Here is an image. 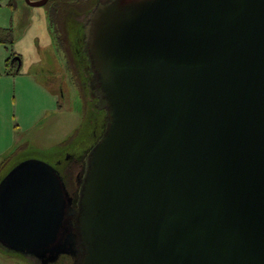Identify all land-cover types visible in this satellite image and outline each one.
<instances>
[{"label":"water","instance_id":"95a60500","mask_svg":"<svg viewBox=\"0 0 264 264\" xmlns=\"http://www.w3.org/2000/svg\"><path fill=\"white\" fill-rule=\"evenodd\" d=\"M85 34L109 119L78 209L55 164L23 159L0 244L50 264L79 233L80 264H264V0L100 2Z\"/></svg>","mask_w":264,"mask_h":264},{"label":"rangeland","instance_id":"374dc122","mask_svg":"<svg viewBox=\"0 0 264 264\" xmlns=\"http://www.w3.org/2000/svg\"><path fill=\"white\" fill-rule=\"evenodd\" d=\"M111 1L74 0V7L66 8L68 41L76 64L73 68L58 40L57 28L54 30L49 6H32L26 0H0V27L10 29L13 39L0 43V59L7 60L8 54L21 55L23 62L20 77L12 80L7 100L3 102L0 98V111L5 112L7 107L11 117H19L27 125L24 131H16L17 140L22 143L14 150H10L8 132L0 131V151L9 149L0 153V180L15 163L26 158H39L51 164L65 160L63 171L72 182L79 172L85 176L88 156L105 133L109 119L108 110L98 107L97 77L85 51V27L93 7ZM16 52L18 54H14ZM0 64L3 69V62ZM45 89L55 90L50 92L59 96V91H63L62 107H54L51 93ZM45 106L55 109L49 110L47 116L41 115L47 117L42 123L33 125L37 112ZM70 154L74 155V160H68ZM0 264L42 263L32 255L11 251L0 244ZM55 264H74V261L61 257Z\"/></svg>","mask_w":264,"mask_h":264},{"label":"crops","instance_id":"0c3cea01","mask_svg":"<svg viewBox=\"0 0 264 264\" xmlns=\"http://www.w3.org/2000/svg\"><path fill=\"white\" fill-rule=\"evenodd\" d=\"M1 29H7V28H2L0 27ZM8 52V47L5 48ZM8 57H10V55L8 54L7 55ZM18 56V55H17ZM21 57V55H20ZM15 59V58H14ZM1 61L0 62H3V69L1 67L0 69V86H2V90L0 92V98H3V100H7L5 97H7L6 95H9V91L10 90V87H11V84H12V80L15 81V79L17 78V76L20 77V73L21 72V67L23 65V62L22 61H18L16 60V62L12 61L10 62V65H5L4 66V61H6V59H0ZM6 63V62H5ZM1 65V64H0ZM27 75H24L22 77H27ZM10 84H9V82ZM37 85L40 86V88H42V85L39 84L38 82H35ZM45 91H55V90H52V89H45ZM51 93V92H50ZM60 93V96L57 95V94H53L51 93L50 97H51V101H53L55 104L54 107L57 109V108H60L62 107V104H60L61 100H60V97L62 98L63 96V91H59ZM16 99H17V96H16ZM14 99V101L16 100ZM4 102V101H3ZM5 105V103H4ZM55 108H51V107H43L42 108V111L39 113L37 112L38 114L36 115V117L32 120V124L33 125H38L40 123H42L45 119H47V117L43 118L41 117V115H44V116H47L48 114V111L51 110V112L53 111V109ZM32 125V126H33ZM44 125H46V122L44 123ZM34 126V127H35ZM24 128H27V125L25 126L24 122L22 119H20L19 117H16V116H12L9 115V112L7 111V107H5V112H2L0 111V131H6L8 132L9 136H10V142L12 143V147H10L11 149L10 150H14L16 146H18L19 144H21L22 142L21 141H18L17 140V132L16 131H24ZM31 128V127H30ZM29 128V129H30ZM33 128V127H32ZM28 130V129H27ZM30 144V143H29ZM6 150H9V149H6ZM6 150L4 151H0V153H5L7 152Z\"/></svg>","mask_w":264,"mask_h":264},{"label":"flooded vegetation","instance_id":"af4514ba","mask_svg":"<svg viewBox=\"0 0 264 264\" xmlns=\"http://www.w3.org/2000/svg\"><path fill=\"white\" fill-rule=\"evenodd\" d=\"M71 1H73L72 6L74 7V0H71ZM58 2H59V0H48V2L45 4V5L49 6L50 11H51L50 12L51 15H52V11L55 9V6L58 5ZM70 8H72V7L70 6ZM53 27L55 30L56 26L54 25V23H53ZM16 59H17V57H15L14 61ZM71 159L74 160V155H72V154H70L68 157V160H71ZM65 163H66L65 160L60 159V160H58L57 163H55V166L58 169V172H59V174H60V176H61V178L65 184L66 193L68 194L69 197L73 198L72 206L74 207L75 210H77L78 209V202L80 199L81 187H82L83 180H84V173L79 172L77 174L76 180L74 182L70 181V179H68V177H66V175L63 171V167L65 166ZM76 213L77 214L67 216L66 222H65V229H64L63 234L69 233L70 231H74L75 233H77V226H78L77 215H78V212H76ZM79 239H80V235H79V233H77L75 242L77 243V247L79 249L78 254L76 256H72L70 254H63L60 256V258L61 257H70L73 259L74 264H80V261L82 258V252L80 250L81 246L78 243ZM60 258L56 262L50 263V264L57 263L60 260Z\"/></svg>","mask_w":264,"mask_h":264},{"label":"trees","instance_id":"16d2710c","mask_svg":"<svg viewBox=\"0 0 264 264\" xmlns=\"http://www.w3.org/2000/svg\"><path fill=\"white\" fill-rule=\"evenodd\" d=\"M83 5V4H81ZM72 7L71 0H59L58 5L55 6V9L52 11V21L57 28L58 40L62 45L64 52L66 53L68 63L72 65L73 68H76V64L74 61V54L71 49V45L68 41V32H67V24L65 23V15L64 12L67 7ZM94 8V7H93ZM13 41L12 36L10 34V29H1L0 28V43H4L7 41ZM14 54H18L17 52ZM17 56V55H16ZM13 56L11 55L7 60V66L10 65L11 60H13ZM21 58V57H20ZM16 62V60H15ZM74 71V69H73ZM75 72V71H74Z\"/></svg>","mask_w":264,"mask_h":264}]
</instances>
